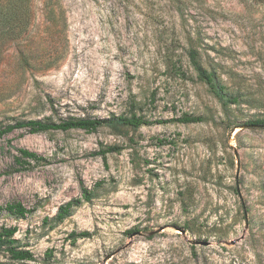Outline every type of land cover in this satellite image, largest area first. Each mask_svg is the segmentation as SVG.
Instances as JSON below:
<instances>
[{"label":"rangeland","instance_id":"374dc122","mask_svg":"<svg viewBox=\"0 0 264 264\" xmlns=\"http://www.w3.org/2000/svg\"><path fill=\"white\" fill-rule=\"evenodd\" d=\"M32 14L0 39V128L154 122L0 137V231L34 255L3 249L0 264H264V126L247 124L264 119V0H32ZM192 49L236 101L198 77ZM18 148L43 159L19 164ZM82 187L92 200L58 221ZM17 201L32 211L5 208Z\"/></svg>","mask_w":264,"mask_h":264},{"label":"trees","instance_id":"16d2710c","mask_svg":"<svg viewBox=\"0 0 264 264\" xmlns=\"http://www.w3.org/2000/svg\"><path fill=\"white\" fill-rule=\"evenodd\" d=\"M52 0H45L46 5H50ZM32 14V0H0V39H16L19 38L26 31V26L31 20ZM198 53L195 49L190 51V57L192 64L198 72V77L208 83L212 92L216 94L220 99L236 101L237 97H226V94L218 87L216 75L212 71H208L202 66L201 62L197 58ZM201 116L184 115L178 120L183 122H197L202 121ZM154 121L146 119L143 116L137 114L127 115H112L108 118H92V117H71L70 119L62 122L55 123L49 120L42 119H28L19 120L14 123H9L5 127L0 128V137L4 134L11 132L15 129L26 128L31 133H39L50 129H72L80 128L86 131H95L99 127L108 126L115 131H120L124 126L139 127L144 124H151ZM162 122H165L162 121ZM250 126H264V119H255L247 121ZM18 155L16 160L19 164L30 163L28 160L39 161L43 157L37 152L31 151L27 148H18ZM121 151L119 145H106L97 151L96 154L106 157L108 153ZM94 197V192L87 187H82V194L80 197L74 198L64 204H62L56 214L58 221L64 220L69 216L73 208L81 205L85 201H90ZM10 213L17 217H25L26 214L32 210L28 209L22 202L17 201L8 204L5 207ZM17 227H3L0 231V250H6L9 252L10 257L14 260L25 261L34 258L33 252L30 249L20 247L15 237ZM90 236L89 231H83L81 233H74V239L79 237Z\"/></svg>","mask_w":264,"mask_h":264}]
</instances>
